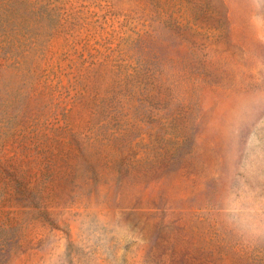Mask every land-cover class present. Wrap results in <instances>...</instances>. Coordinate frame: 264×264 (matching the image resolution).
Listing matches in <instances>:
<instances>
[{"label": "rangeland", "instance_id": "374dc122", "mask_svg": "<svg viewBox=\"0 0 264 264\" xmlns=\"http://www.w3.org/2000/svg\"><path fill=\"white\" fill-rule=\"evenodd\" d=\"M0 264H264V0H0Z\"/></svg>", "mask_w": 264, "mask_h": 264}]
</instances>
